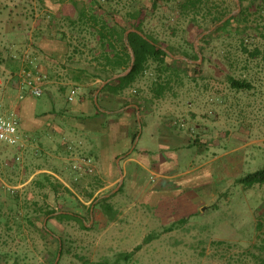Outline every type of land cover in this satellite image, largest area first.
<instances>
[{
	"label": "rangeland",
	"instance_id": "obj_1",
	"mask_svg": "<svg viewBox=\"0 0 264 264\" xmlns=\"http://www.w3.org/2000/svg\"><path fill=\"white\" fill-rule=\"evenodd\" d=\"M234 1L218 0L232 12L210 26V16L193 19L180 0H108L122 12L143 8L136 22L158 40L171 67L149 63L120 95L119 108L141 102L139 113L122 108L142 135L137 147L160 149L144 114L197 140L157 152L175 174L133 205L114 196V187L96 194L109 166L120 182L119 164L132 152L107 159L102 152L100 128L118 115L97 112L105 81L96 74L106 75L102 46L69 20L89 0H0V107L18 112L28 139L20 162L12 161L14 147L0 151V264H264V184L240 181L264 168V10L262 0ZM192 46L197 58L185 55ZM25 69L41 76V95L23 86ZM229 76L251 87L233 88ZM71 86L82 88L86 115L79 96L67 99ZM85 157L93 173L72 169ZM90 192L108 197L114 218L92 209ZM51 210L78 213L83 223L50 218Z\"/></svg>",
	"mask_w": 264,
	"mask_h": 264
},
{
	"label": "trees",
	"instance_id": "obj_2",
	"mask_svg": "<svg viewBox=\"0 0 264 264\" xmlns=\"http://www.w3.org/2000/svg\"><path fill=\"white\" fill-rule=\"evenodd\" d=\"M180 1L181 7L185 8L187 13H192L193 19L197 17L198 12H200L202 16L206 18L207 16H210V22L208 23V25L210 24V26L222 22L223 19L232 12L231 8H226L224 5H222V3H219L218 0ZM239 1L242 5L244 0ZM262 2V9L264 10V0H262ZM232 3L235 4V1L232 0ZM142 11L143 8L138 7L133 8V10L128 9L127 11L122 12V10L116 8L112 3H108V0H89L86 5L79 8L76 18L69 17L70 23L73 27H80L81 29L88 30L89 33L94 35L99 40L102 46L101 56L105 59L103 71L106 73V75L100 72L96 74V77H99L103 79V81H105V84L101 87L99 93L107 92L113 95H122L123 92L136 81L138 75L142 73L146 65L151 62L158 63V65H160L164 69H171V67L165 60V55L167 53L158 44V40L149 35L140 23L137 24L136 21L140 19ZM238 14H241V12H239ZM129 16L135 18L134 23H132L131 25H128L126 23L127 21H130ZM237 16L238 15L230 16L222 23L221 26H226L232 20L236 19ZM210 33L211 32L204 35L201 40L206 41L210 36ZM199 49L203 53L204 47H200ZM132 55L134 56V59H132ZM185 55L188 58H197V51L195 50L194 46H192V53H188ZM130 67L131 69L127 74L114 77L115 74L123 73ZM228 81L231 87L236 89H246L251 87L250 82H248L247 80L236 79L233 76H229ZM99 100L100 99L98 95L96 102L97 112L102 113V111L100 110ZM134 103L139 105L140 107V103ZM128 104L130 103L124 102L123 104L122 102L121 107L125 108L126 106H128ZM138 132L139 130L135 132L132 138V145H134L135 143ZM240 181L246 183L249 186L257 183L264 184V168L253 173H249ZM121 187L122 185L120 186V189ZM87 198L88 200H91V204L96 201L92 209L99 208L105 215L109 216V218H114L113 214L111 213H115V210L113 209L112 205L107 202L108 197H99L97 195L95 196L94 192H90ZM78 203L84 205L79 198ZM48 213L50 215V218L56 217L59 220L78 219L83 223L82 216L72 211L51 210ZM186 220V218H182L179 221L185 222ZM83 226L85 225L83 224ZM167 229L172 230L173 228L167 227ZM139 247L140 246L138 245L137 249ZM131 254L132 252H129L124 254V256L129 257Z\"/></svg>",
	"mask_w": 264,
	"mask_h": 264
},
{
	"label": "crops",
	"instance_id": "obj_3",
	"mask_svg": "<svg viewBox=\"0 0 264 264\" xmlns=\"http://www.w3.org/2000/svg\"><path fill=\"white\" fill-rule=\"evenodd\" d=\"M103 84L101 85V87ZM74 86H71L67 90V99H68V91ZM98 95V91L96 92ZM81 100L79 104L81 112L83 115L87 114V110L90 109L89 103L85 100L84 94L82 92L78 95ZM97 97V96H95ZM99 103H100V110L103 112L102 114H114L117 113L116 118H111L110 123L106 127L100 128L101 132V139L103 141V155L104 159L110 157L111 154H122V152H132L129 157L125 160H121L120 168L121 173L120 177L121 180L118 183L117 180H112L110 177L112 174L111 166L108 167V173L106 174V178L103 177V186H101L96 194L105 193L110 187H114L112 191H117L114 196H121L125 197L128 196L129 199L133 200V205L137 200H141L144 198L145 193H150L155 190V188H165L169 185V178H171L175 173L174 169H167L165 168V155L157 154V152H166L169 151L170 148H185L187 146H191L192 144H197L196 139L194 136H189L186 133H183L175 128H173L170 123H167L166 119L163 117H159L158 115H145L147 124L153 126L151 128V134L154 141L159 142L160 149L154 150L150 144L144 143L142 146L137 147V141L141 138L142 135L138 132V136L135 140V144L132 145V138L137 132L135 130L136 123L133 120L132 116L129 113H123L126 110L119 108L120 102V95H113L107 92L99 93ZM78 101V100H74ZM72 102V101H71ZM140 107L139 105L130 103L129 106H133L138 113L141 112L142 106L141 102ZM123 111V112H122ZM143 114V113H142ZM91 117V120H102L104 116ZM73 119V118H72ZM81 120V118H79ZM141 120V113L138 121ZM141 122V121H140ZM78 125V124H77ZM103 126V125H102ZM140 126V125H139ZM83 129V127H81ZM140 131V130H139ZM200 130H198L199 132ZM83 131H81L82 133ZM201 132V131H200ZM198 137L201 136V133ZM196 140V141H195ZM201 140H205L201 138ZM111 147V149H110ZM69 148V146H68ZM200 148V152L203 150ZM70 149V148H69ZM16 151V150H15ZM176 155V154H175ZM107 165V163H106ZM97 166V165H96ZM105 166V165H104ZM105 168V167H104ZM97 173L101 175V169L98 166ZM102 178V175H101ZM127 178V183L125 185V179ZM118 183V184H117ZM117 184L116 186H114ZM125 185V187H124ZM124 187V189H123ZM123 189V190H122ZM202 201H199V206L201 205ZM154 209V208H152Z\"/></svg>",
	"mask_w": 264,
	"mask_h": 264
},
{
	"label": "built area",
	"instance_id": "obj_4",
	"mask_svg": "<svg viewBox=\"0 0 264 264\" xmlns=\"http://www.w3.org/2000/svg\"><path fill=\"white\" fill-rule=\"evenodd\" d=\"M32 63L33 60H28ZM23 86L27 87L31 94L36 96L43 93V83L41 82V76L35 75L30 69L23 71ZM81 93L80 86H74L70 89L68 94V100L73 101ZM16 110H5L0 107V151L5 150L8 147H14L16 150L15 157L12 159L13 162H20L22 154L28 147V139L23 134L21 129V121L18 117ZM69 148H72L69 145ZM72 169L76 171H85L93 173L95 166L91 157H85L80 160H75L72 164Z\"/></svg>",
	"mask_w": 264,
	"mask_h": 264
},
{
	"label": "water",
	"instance_id": "obj_5",
	"mask_svg": "<svg viewBox=\"0 0 264 264\" xmlns=\"http://www.w3.org/2000/svg\"><path fill=\"white\" fill-rule=\"evenodd\" d=\"M132 30V29H131ZM130 31V30H129ZM128 31V32H129ZM132 59H134V56L132 55ZM130 69H131V67L130 68H128L125 72H123V73H120V74H117V75H115L114 77H118V76H122V75H124V74H127L129 71H130ZM95 100H96V102H97V97H95ZM60 256V251L58 252V256L57 257H59Z\"/></svg>",
	"mask_w": 264,
	"mask_h": 264
}]
</instances>
